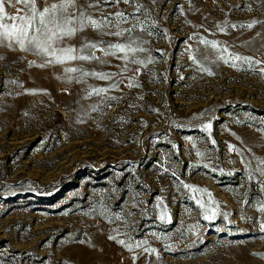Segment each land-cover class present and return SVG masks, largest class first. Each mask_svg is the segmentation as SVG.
<instances>
[{
	"label": "rangeland",
	"instance_id": "obj_1",
	"mask_svg": "<svg viewBox=\"0 0 264 264\" xmlns=\"http://www.w3.org/2000/svg\"><path fill=\"white\" fill-rule=\"evenodd\" d=\"M78 2L124 36L57 47L139 25L146 66L0 44V264H264V0Z\"/></svg>",
	"mask_w": 264,
	"mask_h": 264
},
{
	"label": "snow or ice",
	"instance_id": "obj_2",
	"mask_svg": "<svg viewBox=\"0 0 264 264\" xmlns=\"http://www.w3.org/2000/svg\"><path fill=\"white\" fill-rule=\"evenodd\" d=\"M106 2L116 4L121 2V0H106ZM131 2L132 0H123V3ZM6 3L14 6L13 0H0V44L6 43L8 47L18 45L21 51H34L36 54L46 57V63L65 64L76 60L89 61L99 59L95 55V50L99 49L107 56L120 54V58L125 64L123 68L124 72L129 71L127 68L129 63L146 66L144 60L136 58V53L143 52L144 48L141 46L139 38L132 35L139 25H133L126 30L128 33L127 39H122L116 43H109L104 48H100V43H103V41L100 43L87 41L79 49L71 46L67 48L57 47L61 41L72 38L86 29L102 32L104 35H112L118 38L123 37V31H112L111 28L113 24L118 27L120 23L127 21V17L123 12H116L114 19L103 17L101 13L102 18L96 19L93 17L90 9L96 8L98 10V4L91 2L80 4L78 0H52L51 3H47L46 0V6L39 7L37 0H15L16 4L25 5L27 13L9 16L6 12ZM137 10H139V6ZM17 11L19 12L20 10ZM6 21L12 22L6 23ZM248 27H252V25L249 24ZM141 30L144 29L142 28ZM201 42L208 43L207 41ZM211 46L216 48L215 43ZM85 50L88 51L87 55L79 54ZM224 51L226 52L227 49H224ZM0 59H3V57H0ZM233 59L239 60L241 58L234 56ZM147 63H151V60L147 61ZM225 63H228V60H225ZM204 70L207 71V69ZM65 71L67 73L82 72V76L92 75L99 79L109 78L107 74L83 72L77 67H68ZM134 71H138V69ZM211 74L209 72V75ZM115 86L113 85V87ZM127 87H139V84L133 80L127 84ZM106 91L108 89H93L96 95H100ZM113 99L115 98L113 97ZM211 128V124L204 125V129L209 132ZM214 143L215 141H213ZM229 149L232 150L231 145ZM184 187L191 189L193 192L200 191L187 184ZM200 207L203 208L204 205L200 204ZM261 211L264 212V208H261ZM160 218L163 220L164 215L162 214ZM205 219H209V217L205 215ZM260 230L264 232V224L260 226ZM119 243L124 244V241L121 240Z\"/></svg>",
	"mask_w": 264,
	"mask_h": 264
}]
</instances>
